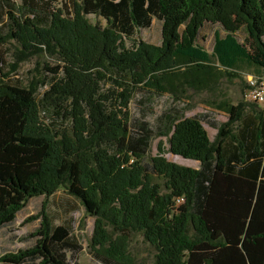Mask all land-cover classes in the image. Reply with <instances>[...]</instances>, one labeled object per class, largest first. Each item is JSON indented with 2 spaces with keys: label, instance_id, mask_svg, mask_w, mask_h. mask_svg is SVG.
Masks as SVG:
<instances>
[{
  "label": "trees",
  "instance_id": "16d2710c",
  "mask_svg": "<svg viewBox=\"0 0 264 264\" xmlns=\"http://www.w3.org/2000/svg\"><path fill=\"white\" fill-rule=\"evenodd\" d=\"M154 19L161 44L136 40ZM207 25L218 26L212 53L199 44ZM8 41L58 64L46 65L40 92L10 80L0 49V231L30 199L64 188L94 218L90 251L102 264H139L135 233L156 251L154 264H264V107L227 105L225 123L202 116L215 141L179 106L155 123L132 121L129 110L137 95L140 104L163 96L214 63L263 75L264 0H0V45ZM158 138L168 149L160 140L149 157ZM47 206L34 246L0 264H78L82 246Z\"/></svg>",
  "mask_w": 264,
  "mask_h": 264
},
{
  "label": "rangeland",
  "instance_id": "374dc122",
  "mask_svg": "<svg viewBox=\"0 0 264 264\" xmlns=\"http://www.w3.org/2000/svg\"><path fill=\"white\" fill-rule=\"evenodd\" d=\"M89 19L93 23L105 24L103 20L94 16H89ZM216 29H218V26L207 25L199 37V44L209 53L213 51L214 31ZM245 34L246 32L242 29L240 33L242 42H244ZM135 39L160 45L162 40L160 22L154 19L150 28L140 30ZM128 44L131 45L132 42ZM0 49L5 54L6 63L8 64L6 70L11 73L10 80L12 82L35 88L40 92L46 90L43 84L51 76L46 71V65L56 66L58 64L56 58L46 52L26 54L13 41L0 45ZM253 74L255 73L227 71L221 68L219 64L214 63L210 74L201 73L199 79H186L182 76L173 83L174 88L170 86L167 94L163 96H153L149 101L140 104L138 100L142 98V95H137L135 101L130 104L131 119L132 121L146 120L155 123L157 116L162 111L171 106H179L185 111L187 117H200L210 139L215 141L218 130L213 128L202 116L207 114L211 120L219 123L227 122L229 120L226 111L227 105L237 106L241 102L250 103L245 100V93L248 76ZM255 105V108H263V106ZM249 112L251 111L249 110ZM45 118L51 121L56 119V115L50 112L46 114ZM160 140H163L164 147L168 149L165 138L155 139L152 142L149 157L158 154L157 146ZM166 158L171 162L192 168L200 166L198 162L183 159L171 153H167ZM46 202L48 203L47 211L53 222L68 224L72 235L82 246V250L76 255L78 264H102L93 258L90 251L94 218L87 215L80 201L70 196L64 188H61L49 199L41 196L29 200L25 208L17 214L14 223L0 231V256L6 252H16L34 246L37 241L36 231L41 224L39 214ZM33 217H37V219L30 220ZM130 251L139 264L155 263L156 251L145 241L141 234L135 233L131 236Z\"/></svg>",
  "mask_w": 264,
  "mask_h": 264
},
{
  "label": "built area",
  "instance_id": "2783aa9c",
  "mask_svg": "<svg viewBox=\"0 0 264 264\" xmlns=\"http://www.w3.org/2000/svg\"><path fill=\"white\" fill-rule=\"evenodd\" d=\"M245 100L264 107V74L248 76Z\"/></svg>",
  "mask_w": 264,
  "mask_h": 264
}]
</instances>
